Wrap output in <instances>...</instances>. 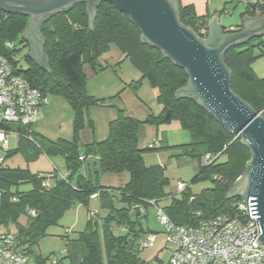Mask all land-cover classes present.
I'll return each mask as SVG.
<instances>
[{
  "label": "trees",
  "instance_id": "1",
  "mask_svg": "<svg viewBox=\"0 0 264 264\" xmlns=\"http://www.w3.org/2000/svg\"><path fill=\"white\" fill-rule=\"evenodd\" d=\"M247 12L251 16L263 15L264 4L247 8ZM96 13L92 27L85 3L76 5L69 12H59L41 29L48 66L42 68L34 63L28 53L25 57L28 67L23 70L18 52L26 47L22 35L29 18L0 10V55L10 59L14 57L19 73L46 98L49 94L64 97L74 110L72 139L52 140L36 133L31 127L30 133L24 131V137L18 139L16 149L11 150L9 145V149L2 154L4 160L12 154L22 153L28 161L38 159L40 154L49 159L60 157L65 161L64 171L54 167L52 172L46 174L10 169L5 164L0 169V227L7 230L16 228L15 232L6 233L17 236L25 254L34 259V264H156L141 259L143 251L139 249L141 239L152 233L143 224L147 217L141 209L149 207L148 203L152 200L161 207L159 202L164 198V187L169 183L160 165L147 166L144 162L143 153L155 150V147L142 150L138 145L141 125L155 123L153 118L143 122L120 114L110 122L105 140L87 145L80 143L84 109L94 102V98L86 92L84 66L90 64L97 74L99 67L103 69L98 61L109 52L111 46L117 47L141 73L142 79L158 89V99L163 106L160 121H179L183 129L192 132L193 141L185 156L198 159L201 165L207 154L213 159L209 165L201 166L192 180L196 182L208 177L214 184L212 189L193 196L188 194L189 187L186 186L182 200L173 198L168 207H161L171 222L177 226H196L202 220L232 213L242 201L241 198H228L252 160V152L242 144L241 137L225 130L195 100L176 97L178 90L189 84L187 71L166 58L159 48L143 43L141 31L127 14L110 3L100 4ZM179 13L183 26L190 28L200 38L207 39V17L197 16L193 6L180 3ZM202 31L204 34H201ZM8 41L14 43V49H6L5 43ZM262 46L264 37L253 38L245 45L228 50L223 60L231 71L232 92L255 112L264 115V78H259L252 68L253 61L259 57L255 50ZM168 111L171 112L170 118L165 121ZM90 124L93 125L92 122ZM89 156L96 158V174L127 172L129 182L123 188L113 189L103 187L94 177L85 176L82 170ZM66 173L69 176L63 179L61 175ZM22 184L29 185L30 189L20 191ZM97 192L107 214L93 217L90 212L86 227L77 234V239L68 238L71 247H82V257L76 259V252L70 248L65 258L55 255L43 257L37 248L40 241L47 237V230L57 225L63 215L77 204H88L91 196ZM118 197L126 207L116 206ZM27 209L34 211L35 215L29 214ZM22 217L27 218L26 225L20 223ZM66 259L69 263H65ZM154 260L164 262L158 258Z\"/></svg>",
  "mask_w": 264,
  "mask_h": 264
},
{
  "label": "rangeland",
  "instance_id": "2",
  "mask_svg": "<svg viewBox=\"0 0 264 264\" xmlns=\"http://www.w3.org/2000/svg\"><path fill=\"white\" fill-rule=\"evenodd\" d=\"M109 52L108 57L112 59H108L110 64H102L101 61H98L103 69L100 70L99 67L97 74L90 64L84 66L87 77L86 92L88 96L94 98V102L84 109V127L80 132V143L87 145L106 139L110 122L117 119L120 114L143 122L148 118H153L155 123L141 125L138 131V145L142 150L150 148L152 144L156 145L155 150L143 153L144 162L147 166L160 165L164 169L165 177L169 179V183L164 187V198L160 200L159 205L165 208L171 204L173 198L182 200L184 196L179 191L180 184L188 186L187 192L193 196H198L204 190L212 189L214 184L208 177H202L196 182L192 181L202 166L198 159L185 156L193 141L192 132L183 129L180 122L176 120L162 123L160 117L163 106L158 99V89L142 79L141 73L128 59H122L123 61L117 64L112 62L116 60L117 54H122L116 53L120 52L117 47L111 46ZM255 53L259 57L253 61L252 68L259 78H264V46L256 48ZM27 54L28 50L24 47L18 52V59L23 70L28 67L25 60ZM47 100L48 103L39 109L38 120L32 126L33 131L53 140L72 139L74 110L71 104L66 98L53 94H49ZM18 141L15 137L9 138L11 150L17 148ZM95 162L94 156H89L85 161L88 177H94L93 179H98L102 186L113 189L123 188L127 184L129 180L127 172L120 174L99 172L96 174ZM55 166L64 171V159L60 157L49 159L46 155L40 154L38 159L28 161L22 153L12 154L5 158V167L27 169L33 174L50 173ZM29 189L30 186L26 184L19 186L20 191ZM120 199L118 197L116 206L118 208L126 207ZM89 211L96 215L99 213L101 216L107 214L99 199H91L88 204H77L63 215L57 225L51 226L47 230L48 236L41 240L37 250L48 256L52 253H63L64 250L68 251L70 248L74 253L76 252L75 255L79 258V250L68 245V239L65 241L62 236L67 228H71L68 231L69 237L76 238V235L85 228ZM141 212L147 217L143 222L145 228L156 230L157 241L150 249L143 251L140 258L146 262L154 263H158L156 262L158 260H154V258L168 261L170 249L166 248V236L157 220L155 208L152 206L142 207ZM21 221L25 223L27 218L22 217ZM76 221L77 224H75ZM6 230L5 227H0V232ZM15 230V227L11 228V231ZM100 235L103 242L101 227Z\"/></svg>",
  "mask_w": 264,
  "mask_h": 264
},
{
  "label": "water",
  "instance_id": "3",
  "mask_svg": "<svg viewBox=\"0 0 264 264\" xmlns=\"http://www.w3.org/2000/svg\"><path fill=\"white\" fill-rule=\"evenodd\" d=\"M83 3L87 4L92 27L96 8L102 3L127 14L141 31L143 43L159 48L166 58L187 71L189 84L178 90L176 97L195 100L251 150L252 160L228 198H241L247 204L246 213L256 222L259 236L255 245L264 247V115L232 92L231 71L223 60L231 48L264 37V14L245 19L240 30L229 33L223 32L215 17L209 23L210 34L202 39L181 24L178 0H0V10L29 18L22 38L30 44V59L46 68L41 28L59 12H69ZM170 114L166 113L165 121Z\"/></svg>",
  "mask_w": 264,
  "mask_h": 264
},
{
  "label": "built area",
  "instance_id": "4",
  "mask_svg": "<svg viewBox=\"0 0 264 264\" xmlns=\"http://www.w3.org/2000/svg\"><path fill=\"white\" fill-rule=\"evenodd\" d=\"M240 3L251 8L264 4V0H241ZM5 47L12 50L15 45L8 41ZM15 62L14 57L10 59L0 55V169L5 164L2 154L9 149V138L20 139L24 137V131L30 133V128L38 120L39 108L48 103L47 98L19 73ZM212 162L211 155L207 154L201 163L206 166ZM68 176V173L61 175L63 179ZM185 188L186 185H179L180 192ZM98 196L99 192L91 198ZM148 204L156 210L167 248L170 249L168 261L156 264H264V247L255 245L259 238L256 222L247 215V204L243 201L234 207L232 213L202 220L196 226H177L157 206L156 201H149ZM27 212L35 215L31 209ZM92 216L96 217V214L92 213ZM156 239L157 234L149 233L139 242V249H150ZM28 261L29 257L16 235H0V264H27Z\"/></svg>",
  "mask_w": 264,
  "mask_h": 264
},
{
  "label": "crops",
  "instance_id": "5",
  "mask_svg": "<svg viewBox=\"0 0 264 264\" xmlns=\"http://www.w3.org/2000/svg\"><path fill=\"white\" fill-rule=\"evenodd\" d=\"M240 1L241 0H178V2L181 5H183V6H193L195 8L197 16H199V17H207V19H208V22H207L208 23V25H207L208 35L210 34L209 23L215 17L217 18L218 26L223 30V32L224 33H229V32H232V31L240 30L242 28V26H243V22H244L245 19L262 16V15H256V16L249 15L248 12H247V8L245 6H243L240 3ZM24 42H25V46H26L25 48L28 50V53H29L30 52V44L27 41H25V40H24ZM109 53L110 52H107L106 54H104L99 59V62L101 61L102 64L109 65L110 64L109 60H112L110 57H108ZM116 53H121V52H116ZM116 57H117L116 60L112 61V62H115V64L123 61L122 59H125V56L123 54H117ZM55 167H57V166H55ZM65 168H66V166H65ZM89 170H90V167H89ZM83 174L85 176H87L86 165L84 166ZM128 182H129V180H128ZM103 187H106V186H103ZM106 188H111V187H106ZM97 199H95V200H97ZM97 214L100 215L99 213H97ZM87 217L89 219V216H87ZM26 222L23 223L22 221H20V223L22 225H26ZM75 224H77V221H76ZM85 227H86V225H85ZM70 229L71 228H67L66 232L64 233V236H62V238L65 241L68 238L70 240H76L77 239V235H76V238H70L69 237L70 233L68 231H70ZM148 230L156 233V230H153V229H150V228H148ZM7 231H11V229L10 230H6L4 232H0V234L6 233ZM15 231H13V232H15ZM56 236H58V235H56ZM156 241H157V239H156ZM72 247H74V248L76 247L79 250L80 255H79V258L76 257V259H80L82 257V253H83L82 247H80L78 245H74ZM51 255H55L56 257H59V258H65V257L68 256V251L64 250L63 253H60V254L52 253V254H50L48 256L42 254V256L45 257V258L49 257ZM65 263H69V260L66 259ZM27 264H34V259L32 257H29V261H28Z\"/></svg>",
  "mask_w": 264,
  "mask_h": 264
},
{
  "label": "bare ground",
  "instance_id": "6",
  "mask_svg": "<svg viewBox=\"0 0 264 264\" xmlns=\"http://www.w3.org/2000/svg\"><path fill=\"white\" fill-rule=\"evenodd\" d=\"M4 234V233H3ZM1 235V234H0Z\"/></svg>",
  "mask_w": 264,
  "mask_h": 264
},
{
  "label": "flooded vegetation",
  "instance_id": "7",
  "mask_svg": "<svg viewBox=\"0 0 264 264\" xmlns=\"http://www.w3.org/2000/svg\"><path fill=\"white\" fill-rule=\"evenodd\" d=\"M42 29V28H41Z\"/></svg>",
  "mask_w": 264,
  "mask_h": 264
}]
</instances>
